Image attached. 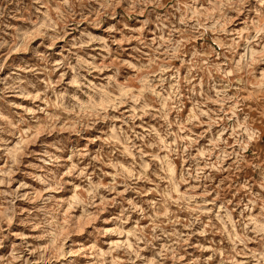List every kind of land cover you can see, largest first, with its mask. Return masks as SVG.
<instances>
[{"label":"rangeland","instance_id":"rangeland-1","mask_svg":"<svg viewBox=\"0 0 264 264\" xmlns=\"http://www.w3.org/2000/svg\"><path fill=\"white\" fill-rule=\"evenodd\" d=\"M0 264H264V0H0Z\"/></svg>","mask_w":264,"mask_h":264}]
</instances>
